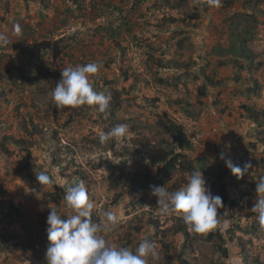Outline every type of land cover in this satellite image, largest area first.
<instances>
[{"label": "rangeland", "instance_id": "1", "mask_svg": "<svg viewBox=\"0 0 264 264\" xmlns=\"http://www.w3.org/2000/svg\"><path fill=\"white\" fill-rule=\"evenodd\" d=\"M0 34L10 41L0 45V264H47L48 204L66 220L64 195L79 181L93 222L104 211L118 218L106 240L134 254L154 242L147 264H264V226L251 212L264 176V0H0ZM97 61L90 80L111 94L108 117L95 106L57 109L61 71ZM172 122L189 145L167 173L146 154L180 149ZM118 124L127 135L101 144ZM221 153L252 167L238 179ZM194 170L222 201L227 191L210 231L223 233L228 257L218 235L176 231L181 215L162 214L151 195L186 186ZM41 171L53 187L40 188Z\"/></svg>", "mask_w": 264, "mask_h": 264}, {"label": "clouds", "instance_id": "2", "mask_svg": "<svg viewBox=\"0 0 264 264\" xmlns=\"http://www.w3.org/2000/svg\"><path fill=\"white\" fill-rule=\"evenodd\" d=\"M208 4L218 6L219 0H208ZM15 30L19 32L20 26L16 25ZM9 42L6 35L0 34V45H7ZM102 67V61L65 67L61 71L62 78L52 92L56 108L62 110L77 109L83 105L95 106V110L107 118L110 113L111 94L95 90L90 80ZM127 133L128 126L118 124L107 132H100V143L112 139L121 140ZM220 158L238 179L252 167L251 163H246L241 169L230 158H226L224 153H221ZM36 180L40 188L54 186L45 171L37 173ZM256 194L259 198L251 212L258 214L259 223L264 226V176L256 182ZM151 195L157 197V205L162 214H180L192 232L207 233L220 222L219 210L224 207L222 197L212 194L200 170H194L186 186L175 191H168L165 186H151ZM64 200L72 210L66 220L57 212L55 203L48 204L50 212L46 221V232L49 245L45 253L47 264H147V257L158 256L154 242L145 240L139 244L134 254L128 248L106 240L105 235L115 228L118 218L114 212L104 211L99 223L93 222L91 217L95 204L89 198L83 181L74 182L68 187Z\"/></svg>", "mask_w": 264, "mask_h": 264}, {"label": "trees", "instance_id": "3", "mask_svg": "<svg viewBox=\"0 0 264 264\" xmlns=\"http://www.w3.org/2000/svg\"><path fill=\"white\" fill-rule=\"evenodd\" d=\"M54 56L55 57H59L62 53V50L61 48L59 47V45H55L54 47ZM22 72L25 73V71L22 69ZM23 73V78L24 80H26L27 76ZM257 115V113L253 114L252 116V119H256L257 117L255 116ZM172 128L174 129V132L176 134V137L178 138V147L180 148L179 150L176 151L175 148H172L171 150H168V151H165L163 153H157L154 148H149L147 150V157L148 159L150 160V163L152 165H157L160 167L161 170L163 171H166L167 173H171L173 172V170H176L182 163V158H184L186 156L185 153H183V149L189 145V139H188V135L186 133V131L183 129V127L177 123H174L172 122ZM137 177H133L131 179V183H130V186L132 187H135L136 188V184H137ZM138 190V189H137ZM223 202H226L227 199H228V196H227V191L226 189L224 188L223 190ZM15 210V207H10V209L8 210L9 212L10 211H13ZM18 210V209H17ZM188 226L185 225V223H180L179 227L176 228V231H180V232H183L184 235L188 236H191L190 232L188 231ZM198 234V233H197ZM198 235H202V234H198ZM217 235L219 236V239L221 240L220 243H216L217 246L219 248L222 249L223 251V254L225 257H228V248L226 245H224V236H223V233L222 232H219V231H210L208 233V240H214L215 238L218 239ZM193 237V236H192ZM230 239L232 240L233 242V245H234V240L232 237H230ZM159 264H162V263H159ZM183 264H190L188 260H184L183 261Z\"/></svg>", "mask_w": 264, "mask_h": 264}]
</instances>
